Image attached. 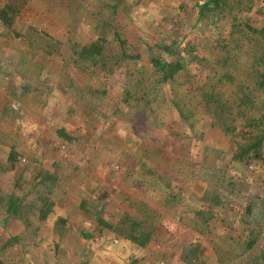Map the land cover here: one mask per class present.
<instances>
[{"label":"trees","instance_id":"1","mask_svg":"<svg viewBox=\"0 0 264 264\" xmlns=\"http://www.w3.org/2000/svg\"><path fill=\"white\" fill-rule=\"evenodd\" d=\"M26 1L0 0V90H4L0 93L4 98L0 106V264H163L159 246L175 234L168 225L167 208L179 212L176 219L198 234L196 248L176 264H264V231L251 226V204L240 211L202 178L184 179L148 165L147 156L127 148L116 133H107L102 142L97 133L105 123L98 126L91 120L106 93L109 76L124 67L128 80L114 110L122 112V117L111 123L127 128L129 119L123 116L141 114L154 129L172 141H181L183 154L186 151L192 160L204 167L205 161H211L209 166L214 168L207 167L217 173L247 182V166L264 167V2L182 0L175 14L186 18L191 13L185 21L188 31L165 29L154 42L145 43L139 35L131 42L117 26L131 23L134 13L144 8V0H81L92 37L72 39L63 56L66 63L72 62L94 77L79 82L64 67L52 74L45 72L20 50L17 37L47 53L58 52L56 42L18 18ZM248 13L258 16L260 23L250 20ZM157 27L164 29L160 24ZM206 34L218 42L217 48L204 46ZM138 46H144L147 55ZM244 46L250 53L246 49L242 63L237 53ZM206 58L214 68L213 80L205 87H184L192 64L201 66ZM51 100L54 106V102L57 106L67 103L58 112L73 120L74 128L68 130L63 120L50 127V136L70 145L78 162L61 155L47 166L24 159V140L38 138L40 133L39 129L29 131L32 120L47 112ZM160 106L173 114L175 126L163 118ZM205 122L222 134L218 136L222 143L214 140L217 147L202 145ZM154 149L150 147L148 153ZM100 152L107 153L109 163L116 158L121 162L130 158L134 163L123 168L133 180L128 194L118 192L127 199L118 214L108 210V185L87 187L90 176L81 167H94L97 159L93 158ZM27 165L34 166L30 174H25ZM68 172L76 178L73 193L78 197L73 213L77 219L72 225L67 224L66 210L54 209L63 201V194L57 191L64 184L60 175ZM20 190L25 193L23 201L17 193ZM137 194L156 197L154 204L166 210L157 211ZM52 215L53 223L45 233L40 229Z\"/></svg>","mask_w":264,"mask_h":264},{"label":"rangeland","instance_id":"2","mask_svg":"<svg viewBox=\"0 0 264 264\" xmlns=\"http://www.w3.org/2000/svg\"><path fill=\"white\" fill-rule=\"evenodd\" d=\"M181 1L182 0H144L142 2L144 8L134 13V15L132 16L133 21L131 23H127L125 25L117 24V26L119 27L121 33L131 42L134 41V39L138 35L142 36V38L144 39L143 41L145 43L154 42L155 39H158L162 36L161 33L165 31V29L169 30L170 32L178 30L182 31L183 33H186L189 29V26L188 23H185V21L186 19L190 18L191 13L188 12L186 18H184L183 16L181 18H178V15L175 13H178L179 10L177 9V4ZM254 1L256 5H259L264 2V0ZM80 4L81 0H29L26 1V3L23 5L22 11L19 14L18 18L22 19L30 27H33L36 32L43 33V36L47 37L46 39L50 42H56L57 44L55 45L58 49L57 53H47L43 51V49L39 46L34 48L30 45V43L23 42L21 37L15 38V42H18L20 50H22V52H27V55L29 56L30 60L36 65L41 66L45 72H50L52 74V72H57L60 67H64L79 82L93 80L94 77L92 78L91 74H89L84 69L76 67L72 62H67V65L65 60L66 57L63 56L67 52L70 41L72 39L76 38L79 40H85L87 38L89 39L90 37H92L88 29V24L90 20L85 15H83V10L80 8ZM179 14L181 15L182 12H180ZM249 14L251 13H248L250 20H252L253 22H257L258 24L260 23V21L258 20V16H253ZM175 18H177L178 20H175ZM192 23L194 24V22ZM158 24H160L164 29L159 30L157 27ZM136 25L138 29L135 27ZM1 31L3 30L1 29ZM217 44L218 42L212 36L206 34V39L204 42L205 47L217 48ZM181 46L182 44L179 45V47ZM138 49L142 52V55H147V51L144 46H138ZM246 49L247 48L244 46L237 53L239 57L238 60L242 63L246 59ZM6 58L7 56L5 57L4 62L7 63L9 59ZM207 59L208 58L205 59L206 61H204V64H202L201 66L192 64V69L190 71L191 73L188 77H186L184 87L188 88L189 85L191 86L194 84H202L204 86L208 85V82L213 80L212 74L214 73V68L212 67L210 61ZM0 61H3V57L1 55ZM34 70L36 69H32L33 73ZM127 80L128 77L126 75L124 67L116 68L108 78L106 93L103 95L100 100V103L97 105L91 115V120L98 126L101 125V122L105 123L104 129L101 131V129L99 128L98 130L97 134L99 139L103 142L104 139H106L107 133H116L115 137L123 141L127 148L131 147L133 150L136 151V153H139L144 156L146 155L147 158L145 159V161L148 165L155 167L161 171H166L169 174L177 175L184 179H194L196 177L202 178L203 180H205V182L211 185L214 190L219 192L226 200H228L232 204L235 203L234 206L240 211L243 210L245 205L251 204V215L248 216V219L249 221H251L252 224L251 226H257L264 231L263 165L260 167L256 166V164L253 165V167L247 166L246 172H250V175L248 176L249 182L247 181L248 183L245 182L243 184L233 179H230L228 174H219L216 170L209 168H214L213 166H209V162L211 161L204 162L205 165L209 167H204V165H200L199 160H192L188 155L189 153H186L185 150L184 156L185 154H187L185 156V159L174 160L173 157L170 156V153H176L175 151H179L183 154V150L181 148V141H172V138L167 137L162 131H160L159 129H154L152 123L147 122L145 119H143L141 114L137 113L135 116H123L124 119H129V122L127 123V128H125L123 125L117 126L115 125V123H111V120H117L118 118L121 119L122 117V112L116 114L114 110L119 105V93L122 86ZM55 91L56 90H54V92ZM2 92H4V90H0L1 94ZM54 92L51 91L52 95L56 96L57 94ZM3 102L4 98L2 95H0V106ZM51 103H53L52 100L50 101V105H48L47 108L48 110L46 113H44V115H41L34 119L32 117L33 120L31 119L34 125L33 129L30 128L29 131L34 130V132H37L39 129L40 133L39 135L37 134L38 138L29 137L28 139L24 140V143L22 145V153L24 154V159L26 156V158H29L31 163H37L38 161L40 163L42 162L44 166H47L50 164V162L54 160L55 157L61 155L62 157H65V159H67L69 162H78V155L77 153L74 154L71 152L72 147L70 145L64 144L60 140L52 139V137L50 136L49 129L51 126L56 125L57 122L65 120L69 125L68 130L74 128L73 120H69L68 117L66 118L65 115H62L61 112H58L60 106L65 107L67 103L58 102V106L56 102H54L55 106ZM120 106L122 107V105ZM158 108L159 111L162 112L163 118H165V120L168 119L171 124L175 126L176 122L174 123L173 121V114L171 115L169 113L170 111H168L164 106H160ZM100 127L102 128L103 126ZM203 127V135L205 137L203 138V146L210 147L211 145H214L217 147L218 145L214 143V140L216 141V143H222L221 138L218 137L222 136V134L220 133V131H217L216 126L209 125L207 122H205L203 124ZM35 128L37 130H35ZM127 130L130 135H128ZM134 135L135 137H133ZM225 143L227 144L226 141ZM25 144L27 146H24ZM150 147L155 148L154 152L148 153V149ZM195 147L200 148L201 146L200 144L195 143ZM97 157H100L102 159ZM214 157L216 158V160H218L217 155L214 154ZM93 159H97L96 161H94V167L90 168L86 165L81 166L84 169V174L88 175V177L90 176V185H88L87 187H94L97 184H100L99 186H104L101 185L105 184L103 183L105 181L104 179L112 178L111 180H113L114 184L110 187L107 186L106 188H113V190L117 189V191L119 192L121 190L125 191L122 187H125L124 184L126 182H132V177H130L127 172L123 169H129V167L134 166V163L130 158L128 159V161H126V159H123L122 162L119 160V158H116L114 161L109 163V160L107 159V153L103 152L102 154L100 152L99 155H97ZM125 162L127 166H122V163L124 164ZM108 163L109 166L104 169V165ZM32 167H29V165H27L25 167V174H30L32 171ZM59 179L64 182V184L68 182L70 185L67 184L66 186L61 183L63 185L57 188V191H59L60 194H63V201L57 203L54 206V209L55 211L59 212L61 210H66L69 216L67 224L72 225L74 223L73 220L77 219V216L73 214L75 210V204L78 201V197L73 193V189L74 187H76V178L72 173L68 172L66 174L63 173L62 175H60ZM228 180L229 182H231V185H227L229 183ZM17 193L19 194V199L23 201V195H25L24 190L17 191ZM148 196L154 197L150 194H148ZM145 197L149 198L146 195ZM154 198L157 200L156 197ZM238 198H241V202H239V204L236 203ZM54 215H52L46 221L45 226H42V228H46H41L40 230H44L45 233L49 232L50 226L53 223L52 221L54 220ZM13 229L16 231V228ZM75 240L80 242L81 239L75 237ZM22 241L23 239H20L19 243H21ZM183 242H185V240H183ZM79 244L81 245V243ZM184 244L186 245V243ZM181 252L182 251L180 250L179 253ZM33 254L41 255L40 253H37L35 251ZM161 254L162 255L160 259L165 260L163 264H176L181 262V254L172 256L170 259L165 257L163 255V252H161ZM171 259L175 260L171 262ZM234 263L239 264L238 261H235Z\"/></svg>","mask_w":264,"mask_h":264},{"label":"crops","instance_id":"3","mask_svg":"<svg viewBox=\"0 0 264 264\" xmlns=\"http://www.w3.org/2000/svg\"><path fill=\"white\" fill-rule=\"evenodd\" d=\"M175 152L176 153H172V157L174 160L185 159L186 154L184 156V154H182L179 151H175ZM164 172H166V171H164ZM166 173H168V172H166ZM104 180L105 181L103 183H105V184H101V185H108V187H110L111 185L114 184L113 180H111L110 178H107V179L105 178ZM124 182H126V181H124ZM130 183L126 182L124 184L125 187L124 186L122 187L125 191H123V190H121V191L128 194L129 189L131 188ZM126 186H128V187H126ZM105 189L109 191L108 194H105L106 199H108V208H109L108 210H109V212L110 213L112 212L114 214H118L119 211L125 207V204L127 203V199L125 197H123L122 195H120L117 190H113L112 188H110V189L105 188ZM136 197L145 198V195L140 196L137 194ZM145 199L147 200L146 202H148V204H150L152 207H154V208L156 207L157 211L158 210L164 211L163 209L166 210V208L161 209V208H158V206H156L154 204L156 201L154 197H149V198H145ZM166 211L169 213L168 225L171 229V234L172 233H175V234L171 239H169L170 236H168L167 240L169 239V242L167 241L165 245L159 246V248H160L161 252H163V255L165 257L170 259L172 256H176V255L181 254L180 255L181 260L185 261L184 257H185V254L187 253V251H190V249H192L193 247L196 248L195 243L198 240V234L195 231H193V229L190 226H186V225H184V223H182L181 220H177L180 217L179 212L177 214L176 211H173L170 208H167ZM181 213H183V212H181ZM183 240H185V242H183ZM184 243H186V245ZM180 250L182 251L181 253H179ZM191 252L193 254L195 251L192 250ZM174 260L175 259H171V262ZM161 261L163 263L165 262L164 259L160 260V262ZM176 261H177V258H176Z\"/></svg>","mask_w":264,"mask_h":264},{"label":"built area","instance_id":"4","mask_svg":"<svg viewBox=\"0 0 264 264\" xmlns=\"http://www.w3.org/2000/svg\"><path fill=\"white\" fill-rule=\"evenodd\" d=\"M60 147H62V146H60Z\"/></svg>","mask_w":264,"mask_h":264}]
</instances>
